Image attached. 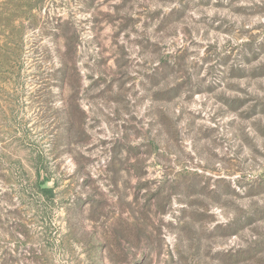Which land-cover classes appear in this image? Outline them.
Segmentation results:
<instances>
[{"label":"rangeland","instance_id":"obj_1","mask_svg":"<svg viewBox=\"0 0 264 264\" xmlns=\"http://www.w3.org/2000/svg\"><path fill=\"white\" fill-rule=\"evenodd\" d=\"M0 264H264V0H0Z\"/></svg>","mask_w":264,"mask_h":264},{"label":"trees","instance_id":"obj_2","mask_svg":"<svg viewBox=\"0 0 264 264\" xmlns=\"http://www.w3.org/2000/svg\"><path fill=\"white\" fill-rule=\"evenodd\" d=\"M42 191H43L44 193H46V192H50L51 190H50L49 188H42Z\"/></svg>","mask_w":264,"mask_h":264}]
</instances>
